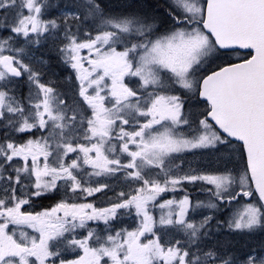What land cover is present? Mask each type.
Wrapping results in <instances>:
<instances>
[{
  "label": "snow or ice",
  "instance_id": "snow-or-ice-1",
  "mask_svg": "<svg viewBox=\"0 0 264 264\" xmlns=\"http://www.w3.org/2000/svg\"><path fill=\"white\" fill-rule=\"evenodd\" d=\"M0 264H264V0H0Z\"/></svg>",
  "mask_w": 264,
  "mask_h": 264
}]
</instances>
